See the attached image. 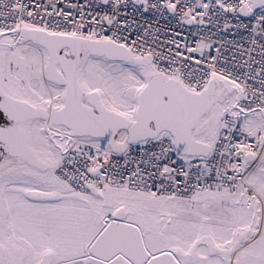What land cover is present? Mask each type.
Returning <instances> with one entry per match:
<instances>
[{
	"label": "snow or ice",
	"instance_id": "snow-or-ice-1",
	"mask_svg": "<svg viewBox=\"0 0 264 264\" xmlns=\"http://www.w3.org/2000/svg\"><path fill=\"white\" fill-rule=\"evenodd\" d=\"M0 264H264V0H0Z\"/></svg>",
	"mask_w": 264,
	"mask_h": 264
}]
</instances>
